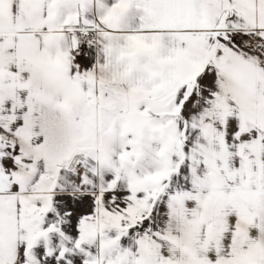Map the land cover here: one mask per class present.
Masks as SVG:
<instances>
[{
    "label": "snow or ice",
    "instance_id": "obj_1",
    "mask_svg": "<svg viewBox=\"0 0 264 264\" xmlns=\"http://www.w3.org/2000/svg\"><path fill=\"white\" fill-rule=\"evenodd\" d=\"M0 264H264V0H0Z\"/></svg>",
    "mask_w": 264,
    "mask_h": 264
}]
</instances>
